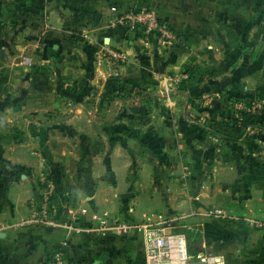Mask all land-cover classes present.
I'll return each mask as SVG.
<instances>
[{
	"label": "crops",
	"instance_id": "obj_1",
	"mask_svg": "<svg viewBox=\"0 0 264 264\" xmlns=\"http://www.w3.org/2000/svg\"><path fill=\"white\" fill-rule=\"evenodd\" d=\"M22 2L0 0V53L18 59L8 62L9 96L0 99V150L6 158L0 161V264H42L60 252L68 264L146 260L143 236L123 235L115 220L141 221L159 213L182 219L188 209L194 214L189 217L199 220L209 215L203 207L224 212L200 226L213 253L227 264H264V161L251 163L244 147L210 139L207 130L189 123L185 109L163 113L165 105L175 107L174 99L147 116H134L142 120L134 129L127 128L131 117L120 115L109 140L102 121L93 116L107 105L109 79L148 87L187 61L193 73L204 71L201 59L212 45L204 46L210 37L203 5H224L216 10L219 24L218 15L232 13L235 5H264V0ZM157 5L179 35L173 45L141 36L119 19L125 7ZM26 58L34 65H25ZM207 86L223 90L228 85L203 84L190 94ZM225 97L215 93L207 100L215 107L209 117L222 120L232 113ZM60 103L74 105L68 122L77 117L90 130L98 129L82 150L55 144ZM259 113L264 119V107ZM54 177L72 191L60 214V221L70 219L71 226L31 219Z\"/></svg>",
	"mask_w": 264,
	"mask_h": 264
},
{
	"label": "rangeland",
	"instance_id": "obj_2",
	"mask_svg": "<svg viewBox=\"0 0 264 264\" xmlns=\"http://www.w3.org/2000/svg\"><path fill=\"white\" fill-rule=\"evenodd\" d=\"M5 1L13 5L23 4V0ZM220 7H224V5H203L208 23L205 30L209 33L210 37V40L208 43H204V46L212 45L208 48L207 54L201 59L202 63L206 65L203 69L204 71L195 74L196 71L193 70L195 72L193 73V71H190L189 67H187V65L190 64V62L187 61L184 64H187L186 66L178 67L176 70L170 71L150 86H139L150 92L160 90L178 91V93H174L166 98L150 95L149 100L145 101V99H141L134 104H127L121 115L124 114L125 118L131 117V121L127 124V128L134 129L138 124L140 125V121H142L136 122L134 116H147L151 114L155 108L163 107L166 101L168 102L170 99H174L177 101L175 107L165 105L166 109L162 111L163 113L172 114L174 108L176 109L175 113H182V110L184 111L185 109L188 120L193 121L197 119L200 123H206L208 119H212L209 116L214 114L213 110H211L213 107L209 105L207 100L215 95V93H219L221 96H226V104H228L232 111L229 116H225L222 120L236 118L237 120L235 123L242 125L244 133L239 140L216 137L212 134L210 135V139L217 138L218 143L221 145L244 147L246 151L245 160L251 163L264 161V128L260 127V124H264V119L260 118L259 113L262 112L264 107V5H235L232 13L231 10H229L228 14L222 13L218 15L219 24H217L216 10H220ZM141 8L146 7H125L123 10H119V12L122 11L123 14L131 13L133 10ZM156 8H158L162 14V5H157ZM15 11L18 13V8H15ZM139 34L141 36H146V33L142 32L141 29L139 30ZM16 60L18 59L14 60L11 58L10 60L3 58L2 53H0V99L9 96V82L6 71L7 68L10 67L8 62H16ZM25 61V65H34L33 62H29L26 59ZM39 64L42 63L39 62ZM43 64L47 65L51 63L46 61ZM13 65L15 64L13 63ZM212 83H220L228 86L223 90L213 89L207 86L204 90H199L200 92L194 91L190 94L193 88H200L203 84ZM32 88L29 90L30 94L34 93V89ZM135 93L136 92H134L132 97H138L135 96L137 95ZM63 96L69 95L65 94ZM129 96L130 95H127V97ZM185 96L187 98H185ZM62 97H60V101H63ZM192 98H196V100L201 99V102L194 105L196 100L193 101ZM206 101L207 103H205ZM108 106H99L98 110L94 113L105 117L108 112ZM72 108H74L72 104L66 106L65 103H60L57 109V116L60 118L57 123L59 138L55 141V144L60 147L68 146L76 150H82L83 146L92 140V137L96 138L98 129L95 128V131L90 130L86 120L77 117H75L74 121L68 122L66 116H71L73 114L71 111ZM49 109L50 107H46L43 111L49 112ZM3 111L4 106H0V112ZM83 112L87 115L89 114V112L85 110H83ZM119 119L120 117L111 124L100 119L102 121L101 126H104L106 129L108 140L109 138H113L114 134H116L117 131L114 126ZM1 124L2 123H0V127H2ZM67 127H72L73 131H70V128ZM58 157L61 156L58 155ZM5 159V155H3L0 150V161L3 162ZM57 161L61 162V159L58 158ZM55 176H58L57 172ZM53 183H55L53 184L55 194L51 196L50 201L53 197L61 198L70 193L71 189L65 185L60 186L57 183V178ZM52 205L55 206V204ZM53 208L59 211L56 207ZM203 208L207 211L210 209V207ZM189 214L192 216L194 215L192 209H188L182 219L180 215H178L179 219L176 221L174 227L186 234L188 252L192 260L198 262L202 257H210L211 254H216L210 250V236L207 234L205 235L200 228V226H204L207 221L209 222L210 214L201 216L202 219L198 218L199 220L193 217L191 218V216L189 217ZM180 219L181 221H179ZM203 239H205L207 244L202 245L201 240ZM144 259L131 260L128 264H147V260Z\"/></svg>",
	"mask_w": 264,
	"mask_h": 264
},
{
	"label": "built area",
	"instance_id": "obj_3",
	"mask_svg": "<svg viewBox=\"0 0 264 264\" xmlns=\"http://www.w3.org/2000/svg\"><path fill=\"white\" fill-rule=\"evenodd\" d=\"M123 10V9H121ZM121 23L130 28L138 29L146 35L153 36L162 44L173 45L179 35L172 28L168 20L162 16L160 11L154 7L135 9L131 13L120 12ZM140 28V29H139ZM27 61L31 62L30 59ZM53 183L48 186L45 199L35 203L31 219L34 223L44 225H57L62 211L54 209L50 198L54 193ZM58 209V208H57ZM210 215H224L222 209L213 208L208 210ZM104 222V218L97 217ZM178 215L159 213L154 218L141 221H119L115 220L123 235L131 236L141 234L145 243L147 264H227L223 255L211 254L210 257H202L194 262L188 252V241L186 234L174 227ZM64 225L71 226L70 219L63 221ZM264 224V223H263ZM261 226V224H259ZM42 264H68L62 252L48 256Z\"/></svg>",
	"mask_w": 264,
	"mask_h": 264
},
{
	"label": "trees",
	"instance_id": "obj_4",
	"mask_svg": "<svg viewBox=\"0 0 264 264\" xmlns=\"http://www.w3.org/2000/svg\"><path fill=\"white\" fill-rule=\"evenodd\" d=\"M107 89L108 91L104 97L107 105H101L103 107L108 106L109 102L117 97L127 98V95L132 97L134 92L137 94L135 96H141V99H145V101L149 100V96L151 95L150 91L144 90L139 86L135 87L127 80L109 79L107 82ZM236 120V118H229L225 120L208 119L206 123H200V121L194 119L193 121L189 120V122L192 126L207 130L210 135L212 134L216 137L230 138V140H239L242 137L244 131L241 124L235 123ZM260 127L264 128V124H260ZM67 201V195H64V197L61 198L53 197L51 200V205L55 204V206L52 205V207H56L59 209V211H63Z\"/></svg>",
	"mask_w": 264,
	"mask_h": 264
},
{
	"label": "water",
	"instance_id": "obj_5",
	"mask_svg": "<svg viewBox=\"0 0 264 264\" xmlns=\"http://www.w3.org/2000/svg\"><path fill=\"white\" fill-rule=\"evenodd\" d=\"M177 94L178 91H152L150 92V94L152 96L155 97H162V98H166L168 96H171L173 94ZM141 96L138 97H117L114 100H111L108 106V112L107 115L105 117H102L98 114L93 115L95 119H103L104 121H106L107 123L111 124L114 123L118 117L121 115L124 107L127 104H134L137 101L141 100Z\"/></svg>",
	"mask_w": 264,
	"mask_h": 264
}]
</instances>
